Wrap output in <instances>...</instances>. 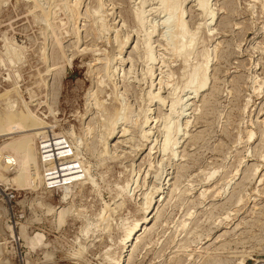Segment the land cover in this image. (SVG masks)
Here are the masks:
<instances>
[{
  "label": "rangeland",
  "instance_id": "374dc122",
  "mask_svg": "<svg viewBox=\"0 0 264 264\" xmlns=\"http://www.w3.org/2000/svg\"><path fill=\"white\" fill-rule=\"evenodd\" d=\"M167 1L0 0V264H264V0Z\"/></svg>",
  "mask_w": 264,
  "mask_h": 264
},
{
  "label": "bare ground",
  "instance_id": "6f19581e",
  "mask_svg": "<svg viewBox=\"0 0 264 264\" xmlns=\"http://www.w3.org/2000/svg\"><path fill=\"white\" fill-rule=\"evenodd\" d=\"M165 0H161V2H163V4H161L162 6V8H163V10L165 9L166 11H168V9H167V7L168 6H166L165 5V2H164ZM169 1H171V0H169ZM169 1H167V2H169ZM202 2H200V0H199V2L200 3H198L199 4V7H200V9H202L203 11H205V8H206V4H205V0H201ZM169 4V3H168ZM100 6V5H99ZM170 7V6H169ZM173 10V9H172ZM182 10V9H181ZM180 10V11H181ZM202 11V12H203ZM45 12V11H44ZM214 12V11H213ZM140 13V12H139ZM183 13V12H182ZM181 13V14H182ZM211 14V13H210ZM138 15V14H137ZM136 15V16H137ZM140 15V14H139ZM171 13L169 12L168 13V18L165 20V21H163V22H165L164 24L165 25H167L166 27L168 28V24H169V19L171 18ZM178 18H177V21L175 22V26L174 27H176L177 28V30H178V32H177V34H176V38H175V42H174V45H173V48L171 49V50H173L174 51V53H176L177 55H179V56H181L182 54L183 55H185L186 57H187V55H190V53H188L189 52V50H187V49H189L188 47H190L189 46V44L191 43H185L183 40V38H184V36H186L185 35V33H186V29H185V27L186 26H184L185 24H184V21H183V19H182V15L180 16V14H179V12H178ZM213 15V14H212ZM141 16V15H140ZM140 16H138L139 18V20H143L142 18H140ZM173 18V17H172ZM211 19H212V17H211ZM140 22V21H139ZM162 22V23H163ZM140 23H142V22H140ZM164 25V26H165ZM170 26V25H169ZM154 28V27H153ZM174 30H176V29H174ZM154 31V30H153ZM188 33V32H187ZM175 37V36H174ZM192 38V37H191ZM147 39V38H146ZM171 40H173V39H171ZM186 40V39H185ZM191 40V39H190ZM194 41H195V39H194ZM172 42V41H171ZM122 47V46H121ZM193 47V46H192ZM191 49V48H190ZM194 49V48H193ZM170 50V49H169ZM188 51V52H187ZM188 53V54H187ZM150 55V54H149ZM179 56H178V58H179ZM177 57V56H176ZM181 57H183V56H181ZM186 57H184V58H182V59H185ZM149 58V60L152 62V54H151V56H149L148 57ZM187 59V58H186ZM207 60V59H206ZM154 61V60H153ZM182 61V60H181ZM149 62V61H148ZM205 62V61H204ZM153 63V62H152ZM207 63V62H206ZM205 63V64H206ZM183 64V63H182ZM208 65V64H207ZM206 66V65H205ZM204 67V66H203ZM186 68V67H185ZM194 68H196V69H194ZM193 69L194 70H192L193 71V73L194 74H192L191 73V75H192V79H191V81H189L190 82V85H194L193 84V82L195 83V81H196V93L199 91H197V89H201L202 90V88H204V86H205V76H204V72L202 73V75L199 77V79L198 78H196V73H197V70H199L198 68H197V66H195ZM191 69V68H190ZM206 69V68H205ZM206 72V71H205ZM206 75V74H205ZM185 77V76H184ZM183 77V78H184ZM191 77V76H190ZM18 78V77H17ZM187 78H189V77H187ZM19 79V78H18ZM182 79V78H181ZM187 80V79H186ZM188 84V83H187ZM189 85V84H188ZM187 85V86H188ZM179 86V85H178ZM184 86H186V85H184ZM186 86V87H187ZM194 86V87H195ZM14 87V86H13ZM194 87H193V89H194ZM183 89L185 88V87H182ZM192 88V87H191ZM177 89V88H176ZM187 89V88H186ZM189 89V88H188ZM185 90V89H184ZM191 90V89H190ZM181 92V91H180ZM193 92V91H192ZM194 92H195V89H194ZM115 97V96H114ZM196 97V96H195ZM158 99V98H157ZM114 101V100H113ZM178 102V101H177ZM176 102V105H178L179 103H177ZM172 106V105H171ZM175 107V105L172 107V109ZM182 109V108H181ZM148 110V109H147ZM116 111V110H115ZM174 111V110H173ZM172 111V112H173ZM103 113V112H102ZM116 113V112H115ZM116 116V115H115ZM124 116V115H123ZM171 116V115H170ZM119 118V117H118ZM166 125V124H165ZM165 125H164V127H165ZM171 126V125H170ZM170 128L171 127H169V125L167 126L166 125V127L164 128L165 130H166V135H165V137H164V141H163V146L164 147H166V146H168L169 145V143H170V137L169 136H171L170 135V133H171V131H170ZM165 132V131H164ZM38 136V135H37ZM49 142V141H48ZM35 143V142H34ZM53 143V142H52ZM57 143V142H56ZM53 144H55V143H53ZM45 145V144H44ZM48 145V144H47ZM173 145H174V143H173ZM51 146V145H50ZM59 146V145H58ZM169 146H172V144L171 145H169ZM56 147V145H53L52 146V149L51 150H45L43 153H47V152H53V153H56V154H65L67 151H65V150H63L64 149V147H57V148H55ZM169 148V147H168ZM67 149V148H66ZM4 150H7V148L6 149H4ZM10 151H12V154H11V152H10V154H9V152ZM8 153H7V155H6V157H7V159L8 160H12L13 162H14V164L15 165H17L18 166V168H20L21 170H25L26 171V169H27V165H28V163L32 160V158H34V157H31V156H29L25 151H23V150H21L20 152H16V151H14V150H9L8 149ZM35 153V152H34ZM173 153V152H172ZM41 154V153H40ZM36 155V154H35ZM69 155V154H68ZM45 156V157H44ZM43 157H44V163L46 164V162L47 161H49L50 159L48 158V157H50V154H46V155H44ZM41 158H42V156H41ZM45 158H48V159H46L45 160ZM6 159V158H5ZM4 162H5V160H4ZM51 162V161H50ZM49 162V163H50ZM76 162H78V161H76ZM52 163V162H51ZM47 164H48V162H47ZM68 164V163H67ZM70 164V163H69ZM68 164V165H69ZM80 164V163H79ZM72 165V164H71ZM75 165V164H74ZM65 166V165H64ZM70 166V165H69ZM66 167L65 166V169H63V170H58L59 168V166H56L55 167V172L57 173V175L56 176H52V177H49V179H46V180H48L49 181V183L47 182V184L49 185V184H52V185H57V182L59 183V185L61 184V188H65V189H67V187L65 186L66 184L67 185H69L70 183V181H72V180H76V182H78L79 180H80V178H81V175H83V174H79V171H74V168L73 167ZM75 167V166H74ZM80 167V166H79ZM61 168V167H60ZM63 168V167H62ZM76 168V167H75ZM82 169V168H81ZM25 171H24V173H25ZM85 171V170H84ZM86 172V171H85ZM27 173V172H26ZM213 173V172H212ZM55 175V174H54ZM84 175H85V173H84ZM213 175V174H212ZM209 176V175H208ZM82 178H84V177H82ZM86 178V177H85ZM87 180V179H86ZM14 182V181H13ZM51 186V185H50ZM148 219H149V214L148 215H145L141 220H140V222H138V224L136 223V225H135V227L134 228H132V229H130L129 231H128V233L126 234V236L124 237V242H122L121 241V243H124V247H126V244L128 243V242H131V241H133V240H135V237L137 236V234H139L140 232V230H142L141 229V227H143L144 225H146V223H147V221H148ZM147 228V227H146ZM145 229V228H144ZM142 234V233H141ZM37 235V234H36ZM37 236H39V235H37ZM34 237V236H33ZM33 237L30 239V242L32 243V244H37L38 242H34L33 241ZM135 242V241H134ZM124 249V248H123ZM122 249V250H123ZM124 252H127V250L125 249L124 250ZM125 254L123 253V254H121V256L119 257V259L116 261V264H123L124 263V259H125ZM111 261V260H110ZM115 263V262H114Z\"/></svg>",
  "mask_w": 264,
  "mask_h": 264
}]
</instances>
